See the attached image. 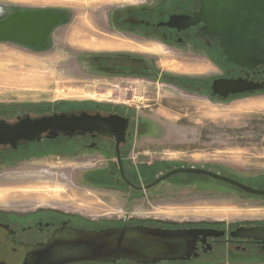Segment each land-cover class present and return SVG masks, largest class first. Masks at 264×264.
<instances>
[{
    "label": "rangeland",
    "instance_id": "obj_1",
    "mask_svg": "<svg viewBox=\"0 0 264 264\" xmlns=\"http://www.w3.org/2000/svg\"><path fill=\"white\" fill-rule=\"evenodd\" d=\"M150 1L0 0V18L17 9L64 12L44 48L0 41V119L14 121L16 115L33 116L60 106L121 108L130 113L133 137L127 162L140 186L172 167L195 166L253 178L245 182L264 189V92L223 98L211 88L208 95L195 88L187 91L174 76L216 75L219 70L211 60L159 41L142 47L129 39L116 45L96 39L106 32L111 12ZM120 52L148 56L152 74L110 70L92 60ZM83 159L52 156L0 165V192L8 198L0 200V207L57 206L94 221L264 222V196L181 174L140 192L103 189L87 172L93 162ZM42 186L52 190L48 196L53 199L34 200L38 195L25 191Z\"/></svg>",
    "mask_w": 264,
    "mask_h": 264
},
{
    "label": "flooded vegetation",
    "instance_id": "obj_2",
    "mask_svg": "<svg viewBox=\"0 0 264 264\" xmlns=\"http://www.w3.org/2000/svg\"><path fill=\"white\" fill-rule=\"evenodd\" d=\"M225 4L231 5V1L226 2L224 0L222 5L225 6ZM201 5L200 0H159L158 3L152 0L146 6L117 9L111 12L108 17L106 32L102 33L103 36L101 37L96 36V39L103 43H114V45L118 42L120 44L123 39H129L142 47H148L159 41L166 45L185 48L190 54L199 55L205 62L211 60L219 70L216 75L194 78L174 76L178 77L174 81H177L180 86H183L182 89L187 91L195 88L200 93L204 92L205 95H208L214 79H244L248 83L264 82V64L249 68L228 61L222 51L219 38L217 36L211 37L205 32V27L208 26L207 22L201 20L188 23L186 21L187 18L184 17H192L195 12L199 11ZM237 5L241 11L248 8L249 3L244 0H240V2L237 0ZM60 15L63 19L64 12ZM112 28L124 34L122 36L113 34ZM126 34L130 36L127 37ZM92 58L95 63H102L106 69L111 68L110 70H121L128 73L140 72V75L145 76L152 74V70L149 68L150 62H148L150 58L143 54L120 52L94 55ZM259 92H264V89L228 94L227 97L251 95ZM70 107L60 106L59 109L51 112L28 115L34 117L53 113L77 114L80 112L100 114L103 117L118 115L127 120L123 136H104L92 131L75 132L72 135L61 132L52 137L49 136L50 133L48 132L42 134L39 140L18 142L15 148L8 145L0 146V165L16 164L26 159L40 157L56 156L62 160L84 158L94 164V167L87 172L94 175L93 178L98 181L95 186L103 189L130 187L135 192L142 191L138 189L141 186L132 176V170L127 162V152L133 137L130 113L121 108L114 109L105 105L84 106L76 109ZM18 116L20 115H16V117ZM92 153H96L97 156L90 157ZM204 168L241 182L253 179L237 178L225 172H217L213 168ZM170 169L165 170L164 173ZM181 175L197 176L203 180L212 181L213 184L223 183L207 175L184 173ZM223 184L226 185V183ZM227 186L232 187L229 184ZM97 221L57 206L38 204L23 208L0 207V264H26V261L31 263L30 255L47 244L49 240L58 236L59 232L64 229L93 231L134 226L179 230L195 237L194 240L191 238L189 257L175 261H161L156 264H251L255 263L254 261L264 264V243L251 238L232 236V232L239 227L264 226V222H242L233 225L223 221L177 222L149 217L142 219L128 217L123 221H104V219ZM198 230L203 231L204 234ZM117 262L132 261L119 259L115 263Z\"/></svg>",
    "mask_w": 264,
    "mask_h": 264
},
{
    "label": "water",
    "instance_id": "obj_3",
    "mask_svg": "<svg viewBox=\"0 0 264 264\" xmlns=\"http://www.w3.org/2000/svg\"><path fill=\"white\" fill-rule=\"evenodd\" d=\"M198 12L187 22L205 21L211 37L217 36L224 55L243 67L264 64V0H244L248 8L239 10L237 0L222 5L224 0H200ZM240 2V0H238ZM224 9V10H222ZM61 22L60 15L50 9L15 10L0 18V41H13L44 48L52 31ZM264 89V82H246L244 79H214L211 91L225 98L228 94ZM127 120L118 115L53 113L41 116H18L14 121L0 119V146L15 148L18 142L39 140L44 133L55 137L59 133L95 131L104 136L124 134ZM207 175L229 184L247 195L264 196V189L212 172L204 167L178 166L138 187L148 189L174 174ZM202 234L203 231L198 230ZM232 236L251 238L264 243V226L239 227ZM191 238L179 230L150 229L142 226L106 228L101 230L64 229L43 247L30 255L26 264H96L115 263L126 259L136 264H156L189 257Z\"/></svg>",
    "mask_w": 264,
    "mask_h": 264
},
{
    "label": "bare ground",
    "instance_id": "obj_4",
    "mask_svg": "<svg viewBox=\"0 0 264 264\" xmlns=\"http://www.w3.org/2000/svg\"><path fill=\"white\" fill-rule=\"evenodd\" d=\"M45 189V190H44ZM26 192L28 193H32V194H37L38 197L37 198H33L34 200H50L53 199V197L48 196L50 194V192L52 191L51 189L49 190L47 188V186L45 187H33L30 189H25ZM0 200H8V198L6 197V195H4V193L0 192ZM45 202V201H43Z\"/></svg>",
    "mask_w": 264,
    "mask_h": 264
},
{
    "label": "trees",
    "instance_id": "obj_5",
    "mask_svg": "<svg viewBox=\"0 0 264 264\" xmlns=\"http://www.w3.org/2000/svg\"><path fill=\"white\" fill-rule=\"evenodd\" d=\"M262 223V222H261ZM118 263H122V262H117V263H115V264H118ZM105 264H113V263H105ZM125 264H134L133 262H127V263H125Z\"/></svg>",
    "mask_w": 264,
    "mask_h": 264
}]
</instances>
